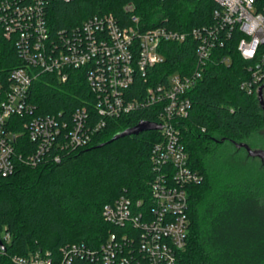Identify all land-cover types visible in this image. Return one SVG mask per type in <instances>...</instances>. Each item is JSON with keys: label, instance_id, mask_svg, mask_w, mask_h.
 Masks as SVG:
<instances>
[{"label": "trees", "instance_id": "obj_1", "mask_svg": "<svg viewBox=\"0 0 264 264\" xmlns=\"http://www.w3.org/2000/svg\"><path fill=\"white\" fill-rule=\"evenodd\" d=\"M130 4L147 27L167 25L183 32L212 23L216 8L212 0H54L49 21L57 33L96 14L126 20ZM196 45L191 38L183 44L165 43L166 60L151 70L150 85L163 83L176 72L190 73L196 65ZM235 45L221 51L230 56L231 64L208 65L188 95L192 103L188 116L178 123L191 167L203 176L188 188L189 240L178 264H264V204L252 178L228 162L234 156L229 147L248 143L264 128L257 96L240 87L248 62ZM21 65L11 44L0 43V80L8 84L10 71ZM30 101L41 116L63 113L68 118L85 105L95 112L84 72H74L66 82L41 75L32 83ZM159 108L154 105L108 120L90 144L64 155L59 163L46 154L34 167L17 162L11 175H0V239L5 247L0 249V264H17L13 258L36 253L59 261L72 244L97 247L116 231L103 220L107 204L123 195L150 202V155L161 132L109 141L142 120L156 123ZM14 131L16 154L33 153L36 144L28 133L20 127Z\"/></svg>", "mask_w": 264, "mask_h": 264}, {"label": "built area", "instance_id": "obj_2", "mask_svg": "<svg viewBox=\"0 0 264 264\" xmlns=\"http://www.w3.org/2000/svg\"><path fill=\"white\" fill-rule=\"evenodd\" d=\"M53 1L0 0V43H10L22 62L10 71L8 84L0 80V175H11L17 162L34 167L46 154L59 163L64 155L90 144L108 120L154 105L160 106L156 123L162 125L161 137L151 149L150 202L123 195L107 204L102 217L116 231L101 245H69L59 261L39 253L13 260L17 264H178L189 240L188 188L203 180L191 167L178 123L188 116L192 107L188 95L208 65L231 64L230 56L221 53L231 43L236 42V50L248 62L241 89L258 100L261 93L264 101V0H212L213 22L188 32L167 25L147 27L130 4L126 20L111 13L96 14L57 33L49 21ZM188 38L197 43L194 69L150 85L151 70L166 60L162 46L183 44ZM76 71L84 72L94 96V114L85 105L68 118L63 113L36 115L37 105L30 101L32 83L45 74L66 82ZM15 127L24 129L36 144L33 153L16 154Z\"/></svg>", "mask_w": 264, "mask_h": 264}, {"label": "rangeland", "instance_id": "obj_3", "mask_svg": "<svg viewBox=\"0 0 264 264\" xmlns=\"http://www.w3.org/2000/svg\"><path fill=\"white\" fill-rule=\"evenodd\" d=\"M246 144L254 151H264V128L252 135ZM235 147H229L231 150L233 149L232 155L234 156L229 157L228 162L236 163L241 168L242 174L247 176V179L252 178V183L256 187L254 190L258 193L261 203L264 204V160L254 158L245 149Z\"/></svg>", "mask_w": 264, "mask_h": 264}, {"label": "water", "instance_id": "obj_4", "mask_svg": "<svg viewBox=\"0 0 264 264\" xmlns=\"http://www.w3.org/2000/svg\"><path fill=\"white\" fill-rule=\"evenodd\" d=\"M259 102H260V106L262 107V109L264 111V101L261 97V93H260ZM161 129H162V125H160V124L142 120L137 125H135L131 128H128V129H126L120 133H117L116 135H114L112 137V139L109 142L111 143V142L116 141L120 138L132 136V135H139L142 132L158 131ZM235 146L237 148H240V149H245L249 153V155L254 157V158H260V159L264 160V151H254L246 143H243V144L236 143ZM0 249L5 250V247H4L1 239H0Z\"/></svg>", "mask_w": 264, "mask_h": 264}]
</instances>
